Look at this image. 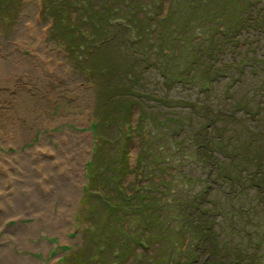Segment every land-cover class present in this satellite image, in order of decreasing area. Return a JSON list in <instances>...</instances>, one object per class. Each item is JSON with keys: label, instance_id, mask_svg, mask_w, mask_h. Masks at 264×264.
Segmentation results:
<instances>
[{"label": "trees", "instance_id": "obj_1", "mask_svg": "<svg viewBox=\"0 0 264 264\" xmlns=\"http://www.w3.org/2000/svg\"><path fill=\"white\" fill-rule=\"evenodd\" d=\"M23 1L0 0L1 31L13 26ZM98 1H102L100 6ZM138 1L121 0L119 6L110 5L108 0L42 2V14L52 19L49 35L63 46L72 66L93 81L97 121L91 127L96 136L102 137L101 125L106 120L122 129L116 139L117 158L112 162L102 155L107 152L106 148L102 150L104 145L94 148L96 161L87 165L89 185L96 190L99 183L107 190L91 196L92 189L86 186L83 205L89 204L87 210L93 220L84 231L87 243L79 253L67 254L62 261L64 264H264V225L260 223L264 222V131L221 130L217 122L233 116L210 108H205L207 112L197 130L193 127L184 130L187 120L176 113H166L158 122L163 128L176 124L180 130H150L144 134L143 116L138 117L136 128L132 126L134 107L140 108L141 115L146 109L137 96L146 94L153 99L156 96L140 84L142 73L151 66H155L165 82L171 78L192 84L200 78L199 74L208 80L214 73L213 65L205 61L214 53L207 54L201 38L192 44L195 48L200 43L187 60L185 70L175 69L173 50L192 27L195 30L192 18L186 20L181 30L175 27L172 9L164 11L163 0H154L152 5ZM223 5L219 13L214 12L218 19H223L226 13L223 11L226 3ZM72 12L77 13L76 17ZM186 39L191 43L190 36ZM201 105L199 108H203ZM126 125L128 132L124 129ZM135 131L142 141L138 162L144 164L151 159L150 170L156 167L160 173L157 182L149 181L151 177L146 186L140 184L128 194L123 181L131 172L129 146ZM246 135L249 140L243 142ZM164 137L182 152L179 161L183 167L185 155L205 169L209 164L211 171L204 172L208 178L190 177L180 169L173 174L168 171V178L164 163L171 148L160 144ZM143 178L140 177L142 181ZM201 184L205 186L197 190L195 186ZM226 188L229 191L225 192ZM225 195L227 204L223 202ZM160 246L166 249L158 250L157 257L155 249Z\"/></svg>", "mask_w": 264, "mask_h": 264}, {"label": "rangeland", "instance_id": "obj_2", "mask_svg": "<svg viewBox=\"0 0 264 264\" xmlns=\"http://www.w3.org/2000/svg\"><path fill=\"white\" fill-rule=\"evenodd\" d=\"M43 1L24 0L13 26L0 30V146H3L0 171L8 177L7 186L11 185L7 188L8 198L3 208L0 207V242L9 246L14 257L11 264H64L62 258L67 254L81 251L87 243L84 231L93 222L90 219L92 214L87 210L89 204L83 205L86 191L83 187L90 186L91 196L107 190L99 183L96 190L95 186L89 185L86 163L96 161L94 148L98 144L104 145L102 150H107L101 152L102 155L111 162L116 159V139L122 130L116 123L106 120L101 125V138L93 132L92 123L97 121L94 117L97 96L93 81L72 66L63 46L49 35L52 19L42 14ZM153 1L138 2L152 5ZM172 1L163 0L164 11L172 9L176 28L182 30L188 18L196 24L195 30L192 27L173 50L175 69L185 70L187 60L200 43L195 48L192 44L201 38L207 54L214 53L213 56H204L207 65L209 62L213 65L214 73L208 80L199 74L197 77L200 78L192 84L171 78L165 82L155 66H151L142 73L140 84L162 100L146 94L137 96L144 101L142 104L146 109L141 115L140 108L134 107L132 126L136 128L138 117L143 116L144 134H149L150 130H180L176 124H169V128L159 125L164 114L176 113L187 120L184 130H192V127L197 130L199 123L203 122L202 115L207 112L205 108H210L233 116L217 122L221 130L264 131V0H205L211 1V5L198 4L195 0ZM100 2L97 6L101 5ZM108 2L121 5V0ZM224 3L226 13L223 19H218V14H214L219 13ZM76 14L72 12L73 17ZM189 36L191 43L186 39ZM208 82L209 86H206ZM200 104L203 108H199ZM150 118L157 120L152 122ZM124 129L128 132L127 125ZM133 134L129 146L131 172L123 181L128 194L137 190L140 184L146 186L151 177L149 181L157 182L160 173L156 167L150 170L149 167H153L151 159H146L144 164L138 162L142 141L136 131ZM242 140L248 141L249 137L246 135ZM43 142L49 143L54 150H58L60 144L66 146L72 156L83 152L80 183L73 186L72 204L64 216L60 209L66 202L64 195L68 181L64 174L59 178L47 175L48 164L51 165L41 159L45 155ZM159 142L172 149H169L171 153L164 163L168 178V171L173 174L178 169L187 176L201 175L203 179L208 175L204 172L211 171L209 164L205 169L188 155H185L183 165L186 166L183 167L179 161L182 152L177 145L173 142L171 145L165 137ZM50 158L53 165L55 157ZM56 165L59 167L58 163ZM144 174L146 178H143ZM15 178L18 181L14 182ZM202 186L205 184L195 188L200 190ZM108 190L113 193V189ZM156 194L159 197V191L156 190ZM227 196L223 197L224 204H227ZM260 223L264 225V222ZM163 249L166 246L155 249L154 254L158 257V250Z\"/></svg>", "mask_w": 264, "mask_h": 264}, {"label": "bare ground", "instance_id": "obj_3", "mask_svg": "<svg viewBox=\"0 0 264 264\" xmlns=\"http://www.w3.org/2000/svg\"><path fill=\"white\" fill-rule=\"evenodd\" d=\"M43 145H44V148L42 151L45 152V155L41 156V159L46 161L47 164L50 163V165H51V166H49V164H48V171H47L48 174L47 175L59 178L58 176L60 174H64L66 176L67 181H68L69 186H68V189L66 191V194L64 195V197H66L65 198L66 202L63 205L62 209H60V212L64 216L67 214V210L70 207L69 205L72 204L73 186L80 183V179L82 176L80 166H81V160L83 157V154H82L83 152H79V154H77L76 156H72L71 154L70 155L68 154L70 152L68 149H66V146H63L61 144H60V147L58 150H54L49 145V143H47V142H43ZM37 155L39 157V151H38ZM50 157H55L54 160H56V161L53 165H52V162H50L51 161ZM20 163H21V165H23V163L21 161H20ZM56 163L59 164V167L56 165ZM7 178L8 177L4 176V174H2V172L0 171V207L1 208H3L2 206L4 205L6 199L8 198V196H7L8 189L7 188L9 185L7 186V184L9 183V181L7 182ZM13 180H14V178H13ZM16 181H18V180H16V178H15L14 182H16ZM10 186H9V188H10ZM13 261H14V257L12 256V254L10 252L9 246L7 244H3L0 242V263L11 264Z\"/></svg>", "mask_w": 264, "mask_h": 264}]
</instances>
